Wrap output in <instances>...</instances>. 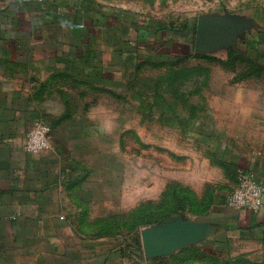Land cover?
I'll use <instances>...</instances> for the list:
<instances>
[{
	"label": "crops",
	"instance_id": "obj_1",
	"mask_svg": "<svg viewBox=\"0 0 264 264\" xmlns=\"http://www.w3.org/2000/svg\"><path fill=\"white\" fill-rule=\"evenodd\" d=\"M92 7L80 0H0V264H120L125 257L126 250L112 246L106 235L109 215H95L110 197L96 193L89 176L109 166L94 157L103 158L105 151L91 139H109L113 131L122 139L133 132L105 107L112 86L108 74L121 75L126 38L146 24L126 23L124 16L108 11L97 20ZM185 32L182 42H167L175 51L162 63L152 60L158 51L149 42L128 41L136 67L175 65L177 70L170 71L179 75L166 83L151 71L140 75L154 81L152 112L131 118L134 132L179 134L193 149L181 151L178 159L202 170L205 178L215 157L226 176L231 172L232 192L242 175L264 186V75L230 67L226 52V77L218 80L220 73L204 64L215 54L198 43L197 34ZM121 38L125 41H116ZM156 40H164L162 32H156ZM94 45H100L99 65L107 73L94 64ZM89 46L93 54L84 57L80 51ZM78 58L86 60L84 68L77 67ZM114 118L118 127L112 131ZM36 121L50 130L49 148L39 155L25 149ZM97 184L104 187L105 180ZM215 216L197 222L207 228L203 247L264 251V207L252 215L226 205Z\"/></svg>",
	"mask_w": 264,
	"mask_h": 264
},
{
	"label": "rangeland",
	"instance_id": "obj_2",
	"mask_svg": "<svg viewBox=\"0 0 264 264\" xmlns=\"http://www.w3.org/2000/svg\"><path fill=\"white\" fill-rule=\"evenodd\" d=\"M80 1L93 6L92 14L98 18L97 20L102 18L104 11H108L117 16H124L126 23L139 19L146 24L138 30H133L126 38L125 65L122 66L121 75L113 71L108 74L112 86L109 103L105 107L110 108L112 115H120L125 119L133 132L122 139H119L118 133L113 135L115 132L113 130L118 127V121L114 118L111 120L113 131L111 138L91 139L95 147L101 145L105 151L103 158L98 157L97 153L94 157L100 162L105 161V165L109 166V169L95 171L89 176L96 183L95 192H103L110 197L109 201L104 202L103 207L95 209V215L100 213L105 217L109 215L105 227H109L110 230L106 235L111 239L112 246L126 250L120 264H264V251L248 249L213 251L203 247L199 241L161 255L152 257L146 255L142 241V234L146 231L170 228L175 224L185 226L203 220H214L216 213L227 205L232 192V175L229 172L226 176L225 165L215 157L207 163L205 178L202 177L204 175L202 170L187 168L190 163L183 162L178 157L181 156V151L193 149V146H186L179 134L167 135L162 131L152 133L147 129L138 131V134L134 132L136 124L131 118H134L135 114L152 112L149 99L153 95L154 81L142 79L140 75L150 71L157 73L163 83L173 80L174 75L175 77L179 75L170 71L177 70L175 65L164 64L160 68L152 65L136 67L134 56L127 44L129 40L144 39L158 51L152 60L162 63L167 60L169 52L175 51L167 44L168 41L182 42L187 35L185 31L193 30L198 34V31L203 29L206 36L212 37L213 40L212 45L204 49L215 54L214 57L205 60L207 62L204 64L213 66L215 71L220 73L218 80L222 81L226 77L222 73L226 52H229L227 55L230 67L239 66L242 73L262 77L264 0ZM110 21V23L115 21L114 16H110ZM157 31L162 32L164 40L161 42H156ZM111 41L115 43L113 38ZM116 41L123 42L125 39ZM98 46L84 47L80 52L85 57L92 55L91 47L94 48V64L104 69L106 67L99 65ZM84 61L86 60L78 58L77 67L84 68L86 63ZM150 68L152 70H149ZM105 70L107 73V69ZM96 77L100 78L98 75ZM177 79L181 80V77ZM121 112L124 114H120ZM139 134L142 138L138 137ZM143 144L145 146L155 144L160 149L152 150L151 147H143ZM107 148L111 153L107 152ZM118 148L121 150L120 154ZM164 148L177 151L175 152L177 155L163 152ZM101 179L105 180L104 187L97 184Z\"/></svg>",
	"mask_w": 264,
	"mask_h": 264
},
{
	"label": "built area",
	"instance_id": "obj_3",
	"mask_svg": "<svg viewBox=\"0 0 264 264\" xmlns=\"http://www.w3.org/2000/svg\"><path fill=\"white\" fill-rule=\"evenodd\" d=\"M20 3H43L47 0H17ZM49 133L47 125L36 121L27 133L25 149L28 153L39 155L49 148ZM229 209L245 211L252 215L261 213L264 207V186L252 176L242 175L238 188L231 193L227 202Z\"/></svg>",
	"mask_w": 264,
	"mask_h": 264
},
{
	"label": "water",
	"instance_id": "obj_4",
	"mask_svg": "<svg viewBox=\"0 0 264 264\" xmlns=\"http://www.w3.org/2000/svg\"><path fill=\"white\" fill-rule=\"evenodd\" d=\"M198 43L207 47L212 45V37H207L203 29L198 31ZM206 226L175 224L170 228L151 229L142 234V241L147 256H157L181 248L188 243L201 241L206 237Z\"/></svg>",
	"mask_w": 264,
	"mask_h": 264
},
{
	"label": "trees",
	"instance_id": "obj_5",
	"mask_svg": "<svg viewBox=\"0 0 264 264\" xmlns=\"http://www.w3.org/2000/svg\"><path fill=\"white\" fill-rule=\"evenodd\" d=\"M190 31H191V30H190ZM191 32H192V34H193L192 37L194 38L196 33H195L193 30H192ZM213 251H215V250H213ZM218 251H219V250H218ZM220 251H222V250H220Z\"/></svg>",
	"mask_w": 264,
	"mask_h": 264
}]
</instances>
